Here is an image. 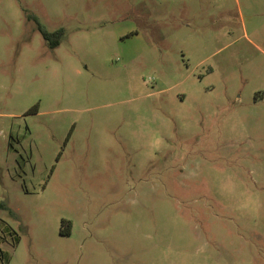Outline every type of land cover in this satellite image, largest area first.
<instances>
[{
  "label": "rangeland",
  "instance_id": "rangeland-1",
  "mask_svg": "<svg viewBox=\"0 0 264 264\" xmlns=\"http://www.w3.org/2000/svg\"><path fill=\"white\" fill-rule=\"evenodd\" d=\"M0 248L264 264V0H0Z\"/></svg>",
  "mask_w": 264,
  "mask_h": 264
},
{
  "label": "trees",
  "instance_id": "trees-1",
  "mask_svg": "<svg viewBox=\"0 0 264 264\" xmlns=\"http://www.w3.org/2000/svg\"><path fill=\"white\" fill-rule=\"evenodd\" d=\"M32 19L37 24V29L41 33L43 39L48 43L50 47H56L58 46L60 39L64 33V29L62 27L57 28L56 30L49 31L45 28V26L38 20V18L35 15L31 16ZM64 231V230H63ZM2 249L0 248V253L2 254Z\"/></svg>",
  "mask_w": 264,
  "mask_h": 264
}]
</instances>
